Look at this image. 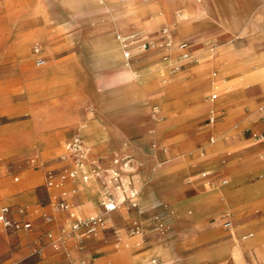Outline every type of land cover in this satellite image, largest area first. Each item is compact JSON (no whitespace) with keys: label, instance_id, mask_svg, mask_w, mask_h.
I'll list each match as a JSON object with an SVG mask.
<instances>
[{"label":"crops","instance_id":"1","mask_svg":"<svg viewBox=\"0 0 264 264\" xmlns=\"http://www.w3.org/2000/svg\"><path fill=\"white\" fill-rule=\"evenodd\" d=\"M82 3L95 9L90 25L103 23L102 28H95L96 32L85 29L74 33L60 28L51 33L50 15L61 21L67 11L78 10ZM74 4L69 6L65 0H0V66L10 68L15 72L13 75L21 74L26 79L27 91L19 93L22 98L14 104L30 113V117L21 123L28 128L26 143L10 147H31L35 135L42 133L39 139L46 146L41 150L48 154L58 151L59 146L74 134L82 138L83 132L96 152L104 156L101 162L102 157H97L93 166L99 164L108 169L113 162L109 150L116 145L115 133L120 131L133 140L135 133L145 131V127H138L133 120L144 115L150 122L148 136L136 140L132 145L135 152L130 150L131 154L137 155L135 158L139 163L137 165L133 159V171L138 170L144 183L136 199L137 208L124 205L125 208L119 206L111 212L105 210L102 202V181L106 176L102 168L87 184L69 178L66 184L49 188L51 203H54L55 196H60L69 204V209H55L51 204L49 213L53 221L49 223L48 232L53 237H48V245L42 248L40 255L44 259L36 264H203L204 261H209L205 264L210 261L213 264H264V159L258 155L264 150V143L260 141L243 152L245 156L255 150L251 154L254 159H236L227 151L229 145L238 143L235 139L239 137L241 127L250 125L247 129L257 136L256 131L264 125V0H75ZM163 4L170 7L169 25L173 36L179 38L180 29L181 33L186 32L187 38L183 41L193 43L202 57L200 63L187 66L195 75L192 81L178 79L169 92L157 80H136L120 41L117 37L114 39L115 32L128 36L137 33L141 38L149 35L164 25L158 22L162 18L168 25V13H162ZM99 17L109 20H94ZM93 34L99 42L95 50L91 48L93 37L90 36ZM154 37L163 43L162 36ZM37 46L40 48L37 54H43L45 48L53 62L34 72L29 70L30 62L26 57ZM166 53L168 49L158 48L144 59L155 63ZM92 64L116 68L126 76L121 89L122 103L102 105L103 94L96 83ZM248 66L261 68L250 77L249 82L254 85L237 88L245 99L238 106L236 127L217 141L205 125L200 131L191 129L202 124L211 107L198 105L202 97L213 85L222 88L229 82L238 83ZM68 68L76 70L71 73ZM132 82H138L133 91ZM89 83L97 86L90 87ZM84 84L91 90L82 86ZM88 90L91 101L97 105L96 118L91 121L94 129L90 133L80 127L84 122L80 109ZM160 93H163L164 101L159 112L166 114L156 120L148 113V105L151 96ZM213 95L217 98L216 93ZM131 97L147 112H133L135 106ZM258 106L260 108L254 113L250 111ZM223 111L217 110L216 119ZM61 127L64 129L62 141L56 137V131ZM232 134L231 142L228 140ZM151 141H158L160 150L167 147L165 154L156 149L150 152L148 145ZM140 147L147 148V151H141ZM200 148L201 157L223 156L201 163L196 154ZM17 152V149L2 150L0 157ZM163 154L165 158L180 156L184 159L157 171L155 168L163 163ZM59 166V170L65 167L63 171L72 168L65 162ZM90 169L87 166L84 171ZM206 169L209 171L202 172ZM63 173L59 171L57 177ZM187 176L194 177L188 179V185L184 182ZM225 180L227 183L224 184ZM163 183L169 191L156 190ZM72 184L75 187L70 193L64 191ZM187 201L194 202L196 208L200 205L198 202H202L201 212L195 209L193 214L192 209L188 210L193 216L177 225L180 211L172 203ZM216 201L220 202L218 206ZM164 207L175 211L176 221L160 222L156 219ZM218 212L221 214L217 218H209ZM94 214L98 219L91 235L81 241L63 237L62 229L72 221L78 222ZM11 217L16 219L12 214ZM16 220L32 225L27 214ZM228 220L232 221L230 228L225 226ZM136 221L143 224V230L132 233L131 227ZM57 236L60 237L59 243Z\"/></svg>","mask_w":264,"mask_h":264},{"label":"rangeland","instance_id":"2","mask_svg":"<svg viewBox=\"0 0 264 264\" xmlns=\"http://www.w3.org/2000/svg\"><path fill=\"white\" fill-rule=\"evenodd\" d=\"M74 1L75 0H65L66 4L69 6H75ZM162 13H168V25L165 24V20L163 18L160 19L158 22L164 25L159 27L157 30L152 31L149 35H145L141 38L140 34L137 33L129 36L123 34L122 32H119L118 34L123 37L137 35V39L129 45L132 48L131 57L128 58L126 56L124 48L122 46L124 55L126 56V62L130 65L131 70L136 74V80H157L158 83L160 85H163L169 92L174 88L178 79L180 81H192V78H194L195 75L191 70L187 69V66L200 63L202 57H200L199 53L197 52L198 48L196 46H193L192 48H190L191 57L186 61L180 60V57H178V55L180 54L181 50L179 49L178 45L180 42L187 38L186 32L181 33V29L179 32V38L174 36L172 37L173 44L171 47L167 46L165 39L163 40L162 44L160 42H157V38L154 37L155 35L164 37V35L162 34V30L165 27H169L171 29V26L169 25L171 22V13L170 7H167V4H163ZM50 16L51 18L48 21V24H51V33L56 32L60 28H65L71 33H74L75 31L84 32L85 29H90V31L96 32L97 30L94 31L95 28H102L104 25L103 23L90 25L92 20L90 17L95 16V9L88 3H82L80 8L76 11H67L66 16L61 21H58V19L54 18L52 15ZM145 18L147 19V17ZM94 20H96L97 22H108L109 19L99 17L94 18ZM100 30L101 29H99V31ZM99 31L97 33H100ZM118 34L117 32L114 33L115 40L116 37H118ZM90 37H93V41H91V48L95 50L97 45L99 44L98 38H96L97 36H95L94 34ZM145 42H149L150 44H153L155 46L152 48H150V46L147 50H142L140 48V45ZM214 47L215 45L209 47V49ZM158 48L168 49V54L166 53L167 55L165 57L161 58L155 63H148L147 61H145L144 57L154 54L158 50ZM44 50L46 49L44 48ZM44 50L42 49L43 54L41 55L46 58L47 63L43 67H38L36 65V61L41 57V55L37 54L35 52V49L34 52H32V50L29 52L28 57H26L30 62L29 70H32L34 72L39 71L53 62ZM87 57H90V61L91 59H93L91 57V54L89 53L87 54ZM182 64H184L183 66L185 67H181ZM91 68L94 73L98 88L101 91V94H103L101 97L102 105L106 106L108 103L116 102L122 103L121 89L124 86L123 84L125 82L126 76L122 74L120 70H117L113 67L108 68L92 64ZM259 68L261 67H246L240 75L238 83L229 82L222 88H220L218 85H213L212 88L202 97L201 102L198 104L211 105V107H209V110L205 115L202 124H196L192 126L191 129H193L194 131H200L203 129V125H205V127L214 134L213 139L217 141L230 129L236 127L238 106L245 99L241 96L237 88L243 85L247 88L254 85L249 82L250 77L251 75H254L255 71H257ZM67 70L71 73H74L76 69L68 68ZM12 73L14 74L15 72H11L10 68H3L0 66V151L13 149L18 150L17 153L0 157V208L2 206H9L12 216L16 219H20L22 214L29 215L30 219H32L31 221L33 228L28 231H14L11 229H6L0 222V264H36L44 259L43 256H40L36 252V250L45 248L49 242L47 236V232L49 230L48 227L50 226V222H48V217H50L49 209H51L52 205L54 204L51 203L49 195V191H51L48 185L49 176L50 174H53L54 179H57L60 182L63 181L62 184H66L67 180L70 178L69 173L74 169V162L72 153L70 152L68 147L76 134L70 137L67 141H64L62 145L59 146L58 151L48 154H45L41 150V147L46 146L45 144L43 145L42 140L39 139L42 136L40 135L42 133L35 135L34 145L31 147H10L16 143H26V132L28 128L26 126H22L21 123H23L27 118L30 117L29 112L15 107L14 104L16 103V101L22 98L18 94L27 91L26 79L21 74L13 75ZM211 74L213 75V72H211ZM138 82H136V84L135 82L131 83V91H133L134 86H138ZM89 84L90 87L97 86L91 83ZM220 84L221 83L219 82V85ZM82 86L91 90V88L86 87V84ZM90 90L86 91V99L84 100V104L80 109V113L84 117V122L80 124V127H84L88 131V133H90L91 130L94 129L91 121L96 118L97 112V105L93 101H91L92 96H90ZM214 93L217 94V98L211 100V97ZM163 101V93L151 96L150 103L148 105V113L152 114L151 117L153 116L155 119H158L159 116L161 117L162 115L166 114L164 112H159V114L156 115L154 112L155 106H159L161 110ZM131 102L134 103L135 106L133 112L137 110H142L145 113L147 112L145 111V108H142V106L138 105V102L133 99V97H131ZM259 108L260 106H258L257 108H250V111L254 113ZM217 110H224V113H222V115L216 119V116H213V114H215ZM212 117L215 118V120L210 123ZM254 118L257 119L258 115L255 114ZM148 121L149 120L146 119L144 115L136 116L134 118L133 122L136 123L138 127H145L144 132L135 133V138L133 139L134 141L127 136H123L120 131L115 133V137L113 138L116 145L113 149L109 150L111 152V160L113 162L108 169L101 167L103 175H106L102 181L104 186V193L102 196L103 203L107 201L106 195L108 192H112L114 194V197L116 198L117 203H119L120 200L124 197V192L131 190L132 187H137L139 191H141L144 181L137 173L138 170L127 171L125 170V167L130 161L134 165L133 159L136 160L135 157H137V155L135 156L130 153L131 151L135 150L132 148V145L136 143V140L140 138L142 139L143 137L146 138L148 136V125L150 124V122ZM153 122L157 123L154 121V119ZM249 126L250 125L241 127V130L239 131L240 133L238 132L239 137L236 136L235 139L238 143H236V145L235 143H232V145L228 146L227 151L230 154H228L229 156L241 160L254 159L253 157H251V154L254 153L255 150L251 153L246 154L245 156L243 152H245L247 147L256 145L260 141L264 143V125L262 126V129L260 131H256L257 136H254V132L247 129V127ZM63 131V127L59 128L56 131V137H58L60 141H62ZM81 135L82 140L86 144L87 151L89 152L85 167H91V163L94 160L96 161L97 157H102V159H100L99 161H103V154L96 152V149L93 148L94 145L85 139V134H83V132L81 133ZM229 137L230 138L228 141H231L234 135L232 134ZM3 145L5 147H3ZM148 146L151 147L150 152H154L156 149L159 153L163 151V153L165 154L167 150V147H162V149L160 150L158 141L156 143H153V141H151ZM140 148L141 151L143 150V152L147 151V148ZM125 150L128 151L122 152ZM200 150L201 148L198 149V152H196V154L199 156L201 163L214 159V157L220 158L223 156L216 154L213 156L207 155L206 157H201ZM164 154L161 155L163 163L161 165L158 164L156 168L153 165L152 170H154L155 168L157 171H160L161 169H165L169 165L184 159L180 156H176L175 159L173 157L165 158ZM258 155L259 158L264 159V150L261 151ZM116 160H118V163H116ZM63 162H65L66 165L71 164L72 168H68L67 171H63L65 167L59 170V165L61 163L63 164ZM135 163L139 165L137 160ZM59 171L64 172L60 178L57 177ZM203 171L209 170L206 169L202 170V172ZM113 172L116 173L115 176ZM94 176L95 174H92L91 178H93ZM192 178L194 179L193 176H187L185 177L184 182L188 185V179ZM136 179H139V183L137 185L135 184ZM78 182L80 183L79 178ZM231 183L232 181L230 182V184ZM73 187H75L74 184L68 185L65 187L64 191L70 193V190ZM156 190L169 191L165 183L161 184L159 187H156ZM219 203L220 202L216 201V206H218ZM172 204L180 211V216L178 218L179 223L177 225H181L182 223L187 221V218H191L195 213V209L196 212H201L200 209L202 206V202H198V204L200 205L197 208L196 204L192 201ZM119 206L125 208L123 204H120ZM53 207L56 209L55 206ZM190 209L193 210L192 215L188 214V210ZM219 214L221 213L218 212L217 214H215L214 216H210L209 218L215 219L219 216ZM93 217H96V214H94ZM173 221H176V216ZM75 223L77 222L72 221L66 228L62 229V234L64 238L71 239L73 241H81L86 237H82L80 231H73V225ZM52 232H54V234L56 233L53 228ZM59 238L60 237L57 236V243H59ZM206 262L209 261H204L203 264H205ZM210 263L213 264V262L211 261Z\"/></svg>","mask_w":264,"mask_h":264},{"label":"built area","instance_id":"3","mask_svg":"<svg viewBox=\"0 0 264 264\" xmlns=\"http://www.w3.org/2000/svg\"><path fill=\"white\" fill-rule=\"evenodd\" d=\"M162 34L164 35V39L166 41L167 46L171 47L173 44L172 37L173 33L169 27H165L162 30ZM151 44L149 42H145L140 45V48L142 50H147ZM179 49L181 50L180 54L178 57H180L181 61H186L190 58L191 51H190V46L191 43L188 41H182L179 43ZM35 52H39V47L35 48ZM132 55V48L127 47L126 50V56L129 58ZM47 61L43 57H40L37 59L36 64L39 67H42L46 65ZM184 64L181 65L183 67ZM216 95H212L211 99H215ZM215 116V114H213ZM213 119V118H212ZM264 119V117H263ZM69 150L72 153V158L74 162V169L69 173V177L72 179H80L82 184H87L89 180L91 179V176L93 173L97 172V165H94V167L91 168L90 171H84L85 167L84 165L86 164V161L88 159V154L89 152L87 149L84 147V142L81 140L80 136L77 135L74 137L72 142L69 145ZM116 163H118V160H116ZM114 176L116 175L115 172ZM63 181H59L57 179H54L53 174H50L49 176V181L48 185L50 188H57L62 185ZM139 183V179H136L135 184L137 185ZM223 183H227V181H223ZM140 194V191L137 187H132L131 190L125 191L124 192V197L120 200L119 203H117L116 198L114 197V194L112 192H108L106 195L107 201L104 203V208L106 211L111 212L119 208L120 204H123L127 206L128 208H137L138 205L136 203V199L138 198ZM54 205L56 208L59 209H69V204L62 199L60 196H55L54 198ZM167 213V214H163ZM156 219H158L160 222H171L175 219V211L171 209L170 207H164V211L159 213L158 215L155 216ZM98 217H90L84 220H80L77 223L73 225V231H80L81 236H88L91 235L94 231V225L97 221ZM53 218L50 216L48 217V222H52ZM0 222L3 224V226L6 229H11L14 231H21V230H29L31 229L32 225L29 222L26 221H20L13 219L11 217V211L10 207H2L0 210ZM225 226L227 228H230L232 226V221L228 220L225 222ZM143 230V224L139 222H134L133 226L131 227L132 233H139ZM47 236L52 238L53 234L51 232L47 233ZM36 252L41 255L43 252V249L40 248L36 250ZM79 264H86V262H81Z\"/></svg>","mask_w":264,"mask_h":264},{"label":"bare ground","instance_id":"4","mask_svg":"<svg viewBox=\"0 0 264 264\" xmlns=\"http://www.w3.org/2000/svg\"><path fill=\"white\" fill-rule=\"evenodd\" d=\"M128 9V8H127ZM135 9H137V8H135ZM138 10V9H137ZM129 11H131V9L129 10ZM132 12V11H131ZM128 13V12H127ZM134 14H135V12H134ZM137 14V13H136ZM133 15V14H132ZM118 40L120 41V43H121V45L123 46V48H124V51H125V54H126V50H127V47H130L129 45L130 44H132L133 43V41L134 40H136L137 39V35L136 36H130V37H123V36H121L120 34H118ZM155 45H153V44H151V47L150 48H152V47H154ZM193 47V44H191V46H190V48H192ZM189 48V49H190ZM190 57H191V55H190ZM159 110H160V108H159V106H155L154 107V112H155V114H158L159 113ZM213 118V117H212ZM211 118V121H213V120H215V118H213L212 119ZM80 138H81V136H80ZM81 140H82V138H81ZM83 141V140H82ZM84 142V141H83ZM84 147L87 149V147H86V144H85V142H84ZM95 161V160H94ZM93 161V162H94ZM92 162V163H93ZM91 163V167H94L93 166V164ZM132 163H131V161L130 162H128L127 163V165H126V167H125V170H127V171H133V167H132ZM134 166V165H133ZM84 167H85V165H84ZM98 167V168H97ZM96 168H97V172L96 173H93V174H98L99 172H100V170H101V167H100V165L99 164H97V166H96ZM232 227V226H231Z\"/></svg>","mask_w":264,"mask_h":264}]
</instances>
